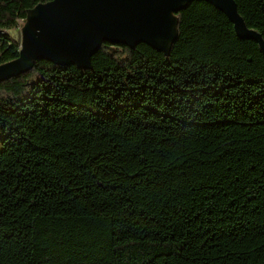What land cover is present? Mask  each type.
Returning a JSON list of instances; mask_svg holds the SVG:
<instances>
[{"label": "trees", "instance_id": "1", "mask_svg": "<svg viewBox=\"0 0 264 264\" xmlns=\"http://www.w3.org/2000/svg\"><path fill=\"white\" fill-rule=\"evenodd\" d=\"M50 1L0 0V64ZM234 1L264 42V0ZM176 15L168 57L104 43L0 83V264H264V51Z\"/></svg>", "mask_w": 264, "mask_h": 264}, {"label": "water", "instance_id": "2", "mask_svg": "<svg viewBox=\"0 0 264 264\" xmlns=\"http://www.w3.org/2000/svg\"><path fill=\"white\" fill-rule=\"evenodd\" d=\"M201 1L224 14L240 39L254 40L234 0H52L26 12L18 57L0 64V83L30 71L37 61L92 70L91 58L102 44L134 49L145 44L165 57L178 37L179 12Z\"/></svg>", "mask_w": 264, "mask_h": 264}, {"label": "rangeland", "instance_id": "3", "mask_svg": "<svg viewBox=\"0 0 264 264\" xmlns=\"http://www.w3.org/2000/svg\"><path fill=\"white\" fill-rule=\"evenodd\" d=\"M20 28H21V22H20L19 27L16 31H10L9 32V35L11 36V38L18 43H20V39H21Z\"/></svg>", "mask_w": 264, "mask_h": 264}]
</instances>
